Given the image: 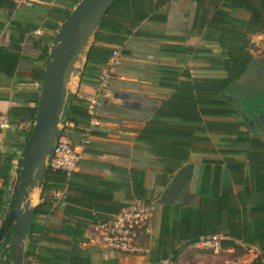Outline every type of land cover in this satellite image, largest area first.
<instances>
[{"label":"trees","instance_id":"trees-1","mask_svg":"<svg viewBox=\"0 0 264 264\" xmlns=\"http://www.w3.org/2000/svg\"><path fill=\"white\" fill-rule=\"evenodd\" d=\"M169 1L114 0L92 32L93 41L86 50L85 61L79 71V83L95 85L100 67L107 63L114 47H120L142 20L153 15L152 7L157 8ZM196 2L198 9L193 26L197 29L203 27L207 33L214 35L220 60H215L212 69L223 71L224 76L200 80L193 85L181 84V89L172 96L168 106L172 110L182 108L183 121L195 120L202 123V116L230 119L206 121L202 127H198L197 132L224 135L219 138V143L231 148L223 149L221 157L202 160L197 167L191 184H195L194 193L198 196L196 204L176 207L161 205L157 235L152 242L153 246H150L152 248H149L147 264H173L187 247L194 245L202 237L212 235L222 237L221 250L241 252L245 251L242 248H255L258 254L249 264H264V139L260 135L263 126L259 125L260 118L264 119V92L247 100L241 98L237 91L229 89L254 63L250 52L251 37L264 35V0ZM0 7L5 8L8 17L5 27L0 22V32L4 29L9 31L8 44L0 45V74L11 79L22 60L23 42L34 39L32 34L40 27L52 31L51 35L43 34L35 41L40 52L37 60L44 65L53 36L69 14L58 29L56 23L47 21L38 24L35 21L12 19L14 0H0ZM238 10L246 13L247 18L236 16L235 12ZM209 13L211 15L208 17ZM99 42L106 45H98ZM42 72L43 68L37 78L39 87ZM192 89L199 92L196 99L190 93ZM182 91L184 92L181 93ZM195 101L199 103L200 110L197 116L189 117V105ZM34 103L32 108H12L6 115L15 124L18 123L12 117H22L21 121H27L30 126L25 132L20 130L21 141L13 146L14 151L0 154V222L6 211L14 161L32 128L37 98ZM61 123L63 126L72 124L74 128L83 130L88 124L85 100L69 94ZM194 132L195 128L186 126L150 125L142 131V139L147 140L150 153L161 156L158 161L164 164V172L171 175L188 161L190 151L199 150L195 147L196 144L209 141L208 137L194 136ZM89 133L95 134L93 131ZM163 139L168 141H161ZM209 152L217 151L210 149ZM71 177L66 180L61 171L47 167L39 202L28 227L23 264H91V253L80 245L87 243L85 233L100 220L72 222L69 217L66 218L67 213L63 210L59 229L49 228L46 224L53 215L55 204L67 199L65 191L68 190ZM132 178L136 199L149 203L143 199L145 191L141 174L135 172ZM47 189L53 194L45 195ZM59 191L62 192L61 198L56 196ZM38 216L44 217L46 222L39 224L36 221ZM9 236L10 231L0 243L4 253L0 264H10ZM240 244L243 245L242 248Z\"/></svg>","mask_w":264,"mask_h":264},{"label":"crops","instance_id":"crops-1","mask_svg":"<svg viewBox=\"0 0 264 264\" xmlns=\"http://www.w3.org/2000/svg\"><path fill=\"white\" fill-rule=\"evenodd\" d=\"M77 1L34 0L33 9L24 7L14 9L11 18L23 22L35 21L38 24L45 21L56 23L59 29ZM152 8H154L153 15L142 20L120 46V56L112 67V78L108 88L97 100L96 116L99 124L91 129L95 134L88 132V144L83 149L77 167L72 173L68 190L65 191L67 199L55 204L53 215L46 223L49 228L61 227L63 210L67 213L66 218L69 217L72 222L88 223L94 219L104 221L122 206L138 200L134 195L132 178L137 172L141 174L145 191L143 199L148 200L154 210V235L150 243V246H153L152 242L157 235L162 212L158 199L163 188L178 169L171 175L164 172V164L158 161L161 156L153 155L148 151L147 140L142 139V131L150 125L186 126L195 128L194 136L208 137L209 141L195 145L198 151L189 153L186 163H194L195 172L202 160L221 157L220 152L223 149L231 148L227 144L219 143V138H223L224 135L197 132L198 127H202L206 121L230 119L202 116V123L195 120L183 121L182 108L172 110L168 106L172 96L181 89V84L193 85L200 80L224 76L223 71L212 69L215 60H220L214 35L207 33L203 27L197 29L193 26L198 9L196 0H170L162 6ZM210 15L211 13L208 17ZM235 15L247 18V14L239 10L235 12ZM7 20V11L4 7H0V22L4 27ZM43 34L51 35L52 31L40 27L32 34L34 39L23 42L22 60L11 79L0 74V113L7 115L12 108L35 106L34 100L38 98L39 92L37 78L41 69H44L43 63L37 60L40 52L35 46V41ZM8 40L9 31L4 29L0 32V45L6 46ZM89 40L90 46L93 41L92 34ZM97 44L106 45L100 42ZM252 47L264 50V35L251 37L250 52L254 57ZM84 61L85 55L81 56L77 73L82 69ZM252 68L253 64L250 67L251 71ZM237 83L239 96L240 88L248 87V92L243 93L244 99L247 98H245L246 95L249 98L264 92V76L260 73L248 74L247 72ZM68 92L86 100L94 94V84L79 83L77 74L71 79ZM190 93L194 99L199 94L196 89H192ZM189 107L191 108L188 116H197L200 110L199 103L195 101ZM167 114H173V116ZM21 119L22 117H12V120L18 123V127L0 131V154L5 151H14L13 146L21 141L20 130L25 132L30 126L27 121H21ZM259 125L263 126L260 135L264 139V122ZM80 129L74 128L72 124L65 126L61 124L60 133L62 130L63 134L77 142L84 134V130ZM161 141H168V139ZM210 149L217 152H209ZM194 190L195 184L190 185L188 205L196 204L198 201ZM40 192L41 188L37 203ZM44 194L53 193L47 189ZM36 221L39 224L46 222L42 216H38ZM92 234L87 231L85 236L91 238ZM80 247L91 253V264H147L149 261V254L125 255L102 249L91 241L81 244ZM242 249L247 253L232 249L215 253L201 248L197 242L187 247L173 264H221L220 259L227 263L230 260L232 264H249L258 254L253 247ZM204 251L211 253L206 254ZM217 254H222L223 257H218ZM3 259V249L0 248V260Z\"/></svg>","mask_w":264,"mask_h":264},{"label":"water","instance_id":"water-1","mask_svg":"<svg viewBox=\"0 0 264 264\" xmlns=\"http://www.w3.org/2000/svg\"><path fill=\"white\" fill-rule=\"evenodd\" d=\"M114 0H78L68 19L54 34L45 61L32 128L17 153L10 180L6 211L0 222V243L10 231V264H23L28 227L36 203L32 196L42 186L47 159L60 134L61 122L69 100L68 85L79 76L77 67L90 44V36ZM264 120L261 118L260 123ZM195 177L194 163L181 166L163 188L158 203L186 206Z\"/></svg>","mask_w":264,"mask_h":264},{"label":"built area","instance_id":"built-area-1","mask_svg":"<svg viewBox=\"0 0 264 264\" xmlns=\"http://www.w3.org/2000/svg\"><path fill=\"white\" fill-rule=\"evenodd\" d=\"M15 9L24 7L32 9L34 0H14ZM120 47H114L107 63L100 69L94 85V94L85 100L88 124L83 129L84 134L79 141L72 140L65 134H59L51 153L47 159V167L59 170L68 180L75 171L81 158L83 149L88 144V132L99 124L96 116L97 100L104 90L108 88L112 78V67L120 56ZM18 127L8 120L5 114L0 113V131ZM58 198L62 192L56 193ZM153 206L142 200H133L123 206L118 212L113 213L104 221H99L91 226L92 237L88 242L98 245L102 249L112 250L125 255H146L154 235ZM222 237L212 235L200 238L198 244L201 248L217 253L221 250ZM86 244V243H85ZM243 247L242 244H240Z\"/></svg>","mask_w":264,"mask_h":264},{"label":"rangeland","instance_id":"rangeland-1","mask_svg":"<svg viewBox=\"0 0 264 264\" xmlns=\"http://www.w3.org/2000/svg\"><path fill=\"white\" fill-rule=\"evenodd\" d=\"M252 49H254L253 53H254V59H255L256 62L253 63L252 71H251V69H249L248 74H252L254 72V73H260V75L264 76V50L257 49L256 47H252ZM229 89H230V91H232V90L233 91H238V83H236L234 86H232ZM244 92H246V93L248 92V87L240 88V97L241 98L244 97V95H243ZM245 98L248 100V96L247 95L245 96ZM13 124H15V123H13ZM16 125H18V124H16ZM263 136H264V134H263ZM204 252H206V254H210L211 253L209 251H204ZM240 253H247V251L246 250L245 251H241ZM217 256L218 257H223L222 254H219V255L217 254ZM219 262L220 263L222 262L221 264H232V262L230 260L228 261L229 263L224 262L221 259L219 260Z\"/></svg>","mask_w":264,"mask_h":264},{"label":"bare ground","instance_id":"bare-ground-1","mask_svg":"<svg viewBox=\"0 0 264 264\" xmlns=\"http://www.w3.org/2000/svg\"><path fill=\"white\" fill-rule=\"evenodd\" d=\"M32 198H33L32 203L35 204V203L37 202V194H34V195L32 196Z\"/></svg>","mask_w":264,"mask_h":264}]
</instances>
